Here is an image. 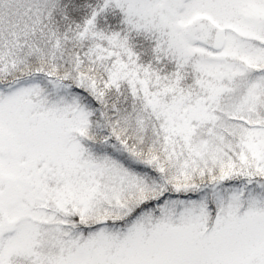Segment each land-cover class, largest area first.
Returning <instances> with one entry per match:
<instances>
[{
  "label": "snow or ice",
  "instance_id": "snow-or-ice-1",
  "mask_svg": "<svg viewBox=\"0 0 264 264\" xmlns=\"http://www.w3.org/2000/svg\"><path fill=\"white\" fill-rule=\"evenodd\" d=\"M0 264H264V0H0Z\"/></svg>",
  "mask_w": 264,
  "mask_h": 264
}]
</instances>
